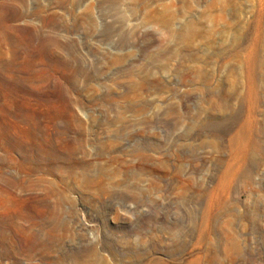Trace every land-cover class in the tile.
<instances>
[{"label": "rangeland", "instance_id": "rangeland-1", "mask_svg": "<svg viewBox=\"0 0 264 264\" xmlns=\"http://www.w3.org/2000/svg\"><path fill=\"white\" fill-rule=\"evenodd\" d=\"M263 234L264 0H0V264H264Z\"/></svg>", "mask_w": 264, "mask_h": 264}, {"label": "bare ground", "instance_id": "bare-ground-1", "mask_svg": "<svg viewBox=\"0 0 264 264\" xmlns=\"http://www.w3.org/2000/svg\"><path fill=\"white\" fill-rule=\"evenodd\" d=\"M232 145H234V148H235V152H237V154H239V153H241V154H243L244 153V149H243V144H242V139H241V137H240V134H237L234 138H233V142H232ZM15 146V145H14ZM15 148V147H14ZM16 150V149H15ZM18 151V150H17ZM16 151V152H17ZM20 151V150H19ZM23 162V161H22ZM21 162V163H22ZM20 163V162H19ZM19 165V167H20V169H21V167L23 166H21L20 164H18ZM9 182V185H14V183H13V181H11V180H8ZM11 181V182H10ZM16 185V184H15ZM263 232V231H262ZM263 236H264V234H263ZM263 244V243H262ZM263 246V245H262ZM264 248V247H263ZM263 250V249H262ZM263 255V254H262ZM264 259V258H263Z\"/></svg>", "mask_w": 264, "mask_h": 264}]
</instances>
